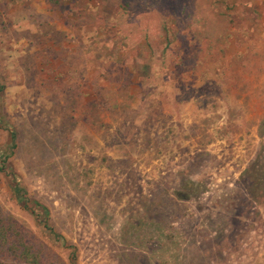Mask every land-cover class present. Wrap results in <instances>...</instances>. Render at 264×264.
<instances>
[{"label": "rangeland", "instance_id": "obj_1", "mask_svg": "<svg viewBox=\"0 0 264 264\" xmlns=\"http://www.w3.org/2000/svg\"><path fill=\"white\" fill-rule=\"evenodd\" d=\"M0 82V264H264V0H0Z\"/></svg>", "mask_w": 264, "mask_h": 264}, {"label": "trees", "instance_id": "obj_2", "mask_svg": "<svg viewBox=\"0 0 264 264\" xmlns=\"http://www.w3.org/2000/svg\"><path fill=\"white\" fill-rule=\"evenodd\" d=\"M3 90H4V86L0 82V93ZM10 137H11V142H12L13 146L15 147L14 143H15L17 135H16V132L11 130V129H10ZM6 163H7L6 158L0 162V165H1L0 172L5 173L6 176H13L11 169L7 166ZM13 191H14L18 201L20 202L21 206H23L26 209H29L31 211V213L38 219L39 223L44 228L50 230V232L53 233V230L50 228V226L48 224V219H49V215H50L49 210L47 208L43 207L38 202H34V201L30 202V199L28 198L27 192L25 191V189H23L19 185V182L16 180V178H13ZM179 197L185 198V196H183V195H180ZM14 224L15 223H14L13 219H10L7 216H3L0 213V238H2V244L4 241L7 244H10L13 237L18 239L17 236L18 235L20 236V234H17L16 236H12V234H13L12 230H13V227L15 226ZM10 237H12V238H10ZM21 240H22L23 245L21 244V242L19 240L18 242H16V244H12V246H13L12 249H13V251H16L17 248L15 245H17V244H18L19 248L23 246L24 248H26L25 252H23V255H25V257L27 259L29 256L30 257L32 256L29 253V250H31V248L29 246H27V244L25 243L26 238L22 237ZM19 242H20V244H19ZM0 245H1V242H0Z\"/></svg>", "mask_w": 264, "mask_h": 264}]
</instances>
